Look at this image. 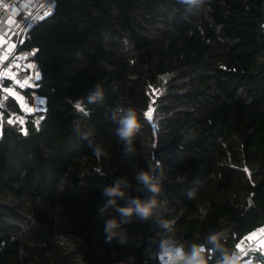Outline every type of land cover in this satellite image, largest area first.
I'll return each instance as SVG.
<instances>
[{"label": "trees", "instance_id": "obj_1", "mask_svg": "<svg viewBox=\"0 0 264 264\" xmlns=\"http://www.w3.org/2000/svg\"><path fill=\"white\" fill-rule=\"evenodd\" d=\"M49 11L17 50L33 51L40 78L24 94L40 107L26 110L0 87V264H160L155 220L134 219L126 243H106L104 220L119 214L99 212L117 177L131 182L127 196L150 195L135 176L152 155L164 171L160 214L177 234L203 243L227 229L225 246L238 252L264 227V0H211L203 10L55 0ZM97 83L105 97L87 104ZM116 103L142 124L133 158L107 120Z\"/></svg>", "mask_w": 264, "mask_h": 264}, {"label": "clouds", "instance_id": "obj_2", "mask_svg": "<svg viewBox=\"0 0 264 264\" xmlns=\"http://www.w3.org/2000/svg\"><path fill=\"white\" fill-rule=\"evenodd\" d=\"M178 3L187 6L188 9L203 10L210 4L211 0H177ZM210 10V9H209ZM105 97V90L97 83L87 94V104L100 102ZM77 111L84 117L90 118V111L85 110L82 101H77L74 105ZM107 120L115 126L114 133L117 141L122 145V152L128 158H133L138 154L135 146L137 135L141 132L142 124L138 118L137 112L132 107H124L120 103L107 114ZM80 133V125L77 124L74 129ZM88 139V134L82 136ZM88 146L92 148L94 155L99 158L102 150L98 145H94L91 140ZM155 147V146H154ZM148 159L147 170H141L135 176L137 182L136 190L138 192L150 195L141 198L140 196H127V190L132 187L127 177H117L110 186L102 188V195L106 197V203L99 209L101 219L108 208H115L119 218L112 217L104 220L105 242L110 243L113 239H119L120 243H126L128 233L124 225L131 223L134 219L141 221L155 220L160 228L158 239V259L160 264H210L207 253H214L213 264H240L241 255L236 250H230L225 246L224 241L228 239V230L211 231L204 238L203 243H195L184 240L174 229L173 223L163 218L158 201L161 192L162 177L164 175L163 167L159 161L152 155ZM155 160V164L153 161ZM159 169V171H158ZM94 172L103 176L105 173L97 168ZM194 192H189V199ZM127 196L125 206L117 204L118 199H124ZM128 260H134L129 257ZM128 260L121 261L120 264H128Z\"/></svg>", "mask_w": 264, "mask_h": 264}, {"label": "crops", "instance_id": "obj_3", "mask_svg": "<svg viewBox=\"0 0 264 264\" xmlns=\"http://www.w3.org/2000/svg\"><path fill=\"white\" fill-rule=\"evenodd\" d=\"M36 1L17 0L11 4H0V87L3 86L2 88L7 93L13 95L21 106L26 103L32 110L35 109L33 105H36L39 100L36 103H30L24 90L34 85L37 80L36 76L40 77V71L30 59L33 51L18 52L17 50L27 31L22 28L21 17L24 18L34 10ZM46 12L45 8L39 9L37 17H43ZM21 36L22 39H20ZM21 61L25 64H21ZM5 81L9 82L6 86H4ZM256 239L260 241V246L264 245V227L250 234L244 241L249 243ZM240 264H264V254L262 258L258 259L255 256Z\"/></svg>", "mask_w": 264, "mask_h": 264}, {"label": "built area", "instance_id": "obj_4", "mask_svg": "<svg viewBox=\"0 0 264 264\" xmlns=\"http://www.w3.org/2000/svg\"><path fill=\"white\" fill-rule=\"evenodd\" d=\"M14 2H17V0H0V4H2V5L11 4ZM50 2L54 3V6H55V0H50ZM41 8H45L46 10H50L53 7L50 8L49 0H37L34 10L32 12H30L29 14H27L26 16H24V19L22 20V28L23 29H28L30 27V25H32L33 23H35L37 21V19H38L37 11H39V9H41ZM24 20H28V23L25 24ZM21 64H25V62L21 61ZM256 251L264 254V245L260 246V241L258 239L253 240L249 243H246L244 241L243 243L240 244V248H239L238 252L242 258L243 256L250 254L252 252H256Z\"/></svg>", "mask_w": 264, "mask_h": 264}, {"label": "snow or ice", "instance_id": "obj_5", "mask_svg": "<svg viewBox=\"0 0 264 264\" xmlns=\"http://www.w3.org/2000/svg\"><path fill=\"white\" fill-rule=\"evenodd\" d=\"M49 6H50V8L54 7V3L50 2V0H49ZM50 14H51L50 11L45 13V15H50ZM21 19L23 20L24 18L21 17ZM24 22H25V24H27L28 20H24ZM39 78H40L39 75H37L36 79L39 80ZM41 103H43V101H41ZM38 110H40V109H38ZM145 115L148 117L149 120H151V118H152L151 117V109H149V112H147ZM241 243H243V242H241ZM238 247H239V245H238Z\"/></svg>", "mask_w": 264, "mask_h": 264}, {"label": "water", "instance_id": "obj_6", "mask_svg": "<svg viewBox=\"0 0 264 264\" xmlns=\"http://www.w3.org/2000/svg\"><path fill=\"white\" fill-rule=\"evenodd\" d=\"M20 39H22V36L20 37ZM253 256H257V258L259 259V258H262V253L256 251V252H252L250 254H247L241 258L240 263L251 259Z\"/></svg>", "mask_w": 264, "mask_h": 264}, {"label": "rangeland", "instance_id": "obj_7", "mask_svg": "<svg viewBox=\"0 0 264 264\" xmlns=\"http://www.w3.org/2000/svg\"><path fill=\"white\" fill-rule=\"evenodd\" d=\"M38 104L40 103V102H37ZM36 103V105H33V107H35V108H39L40 106L38 105ZM23 106H24V109H26V110H32V108L31 107H29V105H27L26 103H23ZM22 106V107H23ZM37 106V107H36ZM26 107H28V109L26 108Z\"/></svg>", "mask_w": 264, "mask_h": 264}]
</instances>
